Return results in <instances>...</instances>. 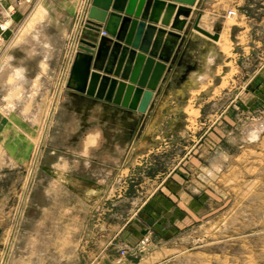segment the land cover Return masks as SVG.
<instances>
[{"label": "rangeland", "instance_id": "obj_1", "mask_svg": "<svg viewBox=\"0 0 264 264\" xmlns=\"http://www.w3.org/2000/svg\"><path fill=\"white\" fill-rule=\"evenodd\" d=\"M16 2L30 7L17 23L5 10L0 61L51 0ZM226 4L222 65L180 103L179 126L155 127L158 144L121 161L62 149L68 64L59 88L48 75L0 95V264H264V0Z\"/></svg>", "mask_w": 264, "mask_h": 264}, {"label": "crops", "instance_id": "obj_2", "mask_svg": "<svg viewBox=\"0 0 264 264\" xmlns=\"http://www.w3.org/2000/svg\"><path fill=\"white\" fill-rule=\"evenodd\" d=\"M4 3L6 6H0V19L4 17L5 10L7 11V8L12 6L14 7L13 9H16L12 16V22L16 23L23 18L25 12L30 7L29 2L19 8L16 6V0H3L2 6ZM167 3H174L177 7L184 6L191 9V15L186 18L187 24L185 29L190 25L193 17L199 13L202 15L199 22L200 26L203 28L206 27L205 29L207 31L215 33L213 25L218 23L219 26L217 28L222 29L220 31V36H224V33H227L228 31L223 20L224 12L227 9L226 0H196L193 6L170 0H168ZM83 4L84 0H51L50 4L48 2L46 8L51 14L47 18L50 19L51 15H53L52 19H54V21L49 22L48 19V25L45 23V27L43 26V28H40L47 39L42 37L37 43L35 42L36 46H33L29 42L31 37L28 33V35L23 38L25 41L22 44H16L11 50V47L6 50V52L12 51L11 54L15 57L12 61L15 65L19 64L26 68L27 82L19 86L20 83L16 85L15 83L17 80L12 78L13 84L8 85V91L7 88L5 89L6 91H3V89L0 88L2 90L0 95L10 97L14 91L23 90L25 92L29 91L30 88L32 90L35 89L37 85L41 87L46 83L48 75L49 77H53V75L54 77L58 76L57 85L59 87L64 79L65 69L68 64V70L65 75L66 81L74 55L79 49V40L84 36V25L82 23L75 41V36L82 18L81 11ZM15 6L17 8H15ZM175 15L176 12L169 25H164L162 24L163 13L160 21L153 25L158 29L162 28L166 31H177L172 28ZM204 16H207L206 26L203 25L202 21ZM180 19L185 18L181 15ZM42 20L45 21V18L40 17L38 22L41 23L43 22ZM71 21H73V24L71 26L69 37V35H66V31H70L69 25ZM191 32L193 33L191 39L189 40V36H187V40L182 45L180 55L183 57V65L178 67L175 77L172 75L166 81V83H171V86L165 90L166 93L163 89L162 93L164 92V94L162 95L161 93L158 97L157 92H154L153 99H157L158 104L149 116H147V123L143 130L145 132L149 128V132L153 134L155 127L163 125L168 120H171L172 123H176V125L179 126L180 123L175 122L176 119L174 118H176V111L178 110L180 103L188 99L189 95L194 91L193 87L196 83H206L211 78L212 73H216L215 71L222 65V45L211 43L207 37L202 34L196 35L198 32L196 30L192 29ZM181 34H183V32H181ZM225 37L228 38L226 34ZM47 45H49L50 48L49 52L46 51ZM45 52H47V59ZM71 53L72 55L70 56ZM45 61H47V67H44L45 64L43 63H45ZM229 62L233 63V60ZM186 65H191L195 67V69L185 78H182V75L186 70ZM59 70L60 72H58L57 75L56 71ZM160 85H163L162 81ZM60 97L63 98V104L65 107V121H62L63 126L61 136L63 142L62 149L66 152L77 157H83L87 160L91 158L94 159L95 155L101 154L103 156V159L101 158L102 162H112L109 161V159L119 155L121 161V156L131 147L135 150H140L142 148L143 143H141L140 146H138V144L135 146V141L143 117L144 115L146 116L147 113L140 114L138 112L129 111L127 108H123L112 102L88 97L72 89L66 88L64 84L58 100ZM20 100L22 101L23 99L21 98ZM216 130H218V133H221L222 136V130ZM144 144L153 145L150 144L149 140ZM120 150H122V154L120 153ZM83 151H87L88 154L86 155Z\"/></svg>", "mask_w": 264, "mask_h": 264}, {"label": "water", "instance_id": "obj_3", "mask_svg": "<svg viewBox=\"0 0 264 264\" xmlns=\"http://www.w3.org/2000/svg\"><path fill=\"white\" fill-rule=\"evenodd\" d=\"M167 1L86 0L79 24L84 25V36L79 40V49L74 55L66 82V88L88 97L112 102L140 114L147 113L141 122L135 146L138 141L145 143L147 140L153 145L158 144V140L143 134L147 116L158 104L157 99H153L154 92H157V97L163 89L166 93L165 90L171 86L166 81L172 75L175 77L178 67L183 65L180 55L182 45L187 36L191 39V30L213 40L220 37V32L210 33L200 27L202 15L199 13L185 29L191 9L177 7ZM170 1L189 6L196 2ZM175 12L172 28L177 31H166L153 25L160 21L163 13L162 24L169 25ZM181 15L185 19H180ZM103 30L105 35L101 34ZM78 32L79 28L75 41ZM194 69L186 65L182 78ZM161 81L163 85H160Z\"/></svg>", "mask_w": 264, "mask_h": 264}, {"label": "bare ground", "instance_id": "obj_4", "mask_svg": "<svg viewBox=\"0 0 264 264\" xmlns=\"http://www.w3.org/2000/svg\"><path fill=\"white\" fill-rule=\"evenodd\" d=\"M50 4V3H49ZM85 7V6H84ZM42 9V8H41ZM192 12V11H191ZM42 13H43V18H45V21H43V22H38L35 26H34V29L31 31V33H30V40H29V42L33 45V46H36V43L39 41V39L40 38H42V37H45L46 38V36H45V34L43 33V31L42 30H40V28L42 27L43 28V26L45 27V23H46V21H47V17L51 14V13H49L48 12V9L47 8H45V9H42ZM85 17V16H84ZM205 20H207V16H204L203 17V25L205 26V24H204V21ZM41 21V20H40ZM39 24H40V27H39ZM41 24H42V26H41ZM38 25V26H37ZM199 25H200V23H199ZM201 27V26H200ZM203 28V27H202ZM206 27H204L203 29H205ZM206 30V29H205ZM211 33V32H210ZM102 34V33H101ZM200 34H202L201 32H197L196 33V35H200ZM47 39V38H46ZM207 39L211 42V43H213V44H215V43H218V44H225L226 42H227V40H225L226 38H225V36H223V35H221L220 37H219V39L218 40H213V39H209L208 37H207ZM43 40V39H42ZM28 41V40H27ZM45 41V40H44ZM36 42V43H35ZM20 44V43H19ZM46 51L47 52H49L50 51V48H49V45H47L46 46ZM47 52H45V56H46V59L48 58V56H47ZM13 58H15L11 53H9V54H7V57L3 60V61H0V88H2L3 89V91H6L5 89L7 88V91H8V85H12L13 84V80H12V78H15V80H17V82L15 83L16 85H18L19 83H20V85L19 86H21V84H24V83H26L27 82V76H26V68L25 67H23V66H21V65H15L14 63H13ZM72 58V57H71ZM43 64H45L44 65V67H47V61H45V63H43ZM16 85H14V86H16ZM61 87V86H60ZM18 88V87H17ZM59 88V87H58ZM1 90V89H0ZM0 92H2V90L0 91ZM57 96V95H56ZM57 100V99H56ZM55 108V107H54ZM50 109H51V107H50ZM52 111H53V109H52ZM49 112H51V111H49ZM54 112V111H53ZM51 114H52V112H51ZM51 114H50V116H49V118L48 119H51ZM49 115V114H48ZM49 123H50V120H49ZM157 124V123H156ZM258 124V123H257ZM256 124V125H257ZM261 124V123H260ZM259 124V125H260ZM263 125V124H262ZM261 125V126H262ZM264 126V125H263ZM252 126H250V128H251ZM259 127V126H258ZM149 129V128H148ZM147 129V134L148 135H150L151 134V132H149V130ZM253 129V128H252ZM256 127L253 129V131H252V133H253V135H254V138H255V136H256V134H258V132H259V129L257 128L256 130ZM47 131V130H46ZM44 133H45V131H43ZM248 132H250V131H248ZM247 132V133H248ZM248 134H250V133H248ZM151 137V136H150ZM257 137V136H256ZM152 138V137H151ZM251 138V137H250ZM253 138V137H252ZM43 139H44V134H43V137H42V142H41V144L43 143ZM40 140L41 139H39V142H38V146L40 145L41 146V144H40ZM150 143H152V142H150ZM146 146V145H145ZM37 150H38V148H37ZM36 150V151H37ZM40 151H41V147H39V151H38V153H37V156H36V162H37V160H38V157H39V154H40ZM222 156V155H221ZM223 156H225V155H223ZM219 158L220 157H217L216 158V160H213V164H215V165H217V162H218V160H219ZM222 158H224V157H222ZM220 164V163H219ZM218 166V165H217ZM218 168H219V166H218ZM29 178V177H28ZM12 242V241H11Z\"/></svg>", "mask_w": 264, "mask_h": 264}, {"label": "built area", "instance_id": "obj_5", "mask_svg": "<svg viewBox=\"0 0 264 264\" xmlns=\"http://www.w3.org/2000/svg\"><path fill=\"white\" fill-rule=\"evenodd\" d=\"M231 13H233V12L231 11ZM102 33H103V34H105L106 32H105V31H103Z\"/></svg>", "mask_w": 264, "mask_h": 264}]
</instances>
